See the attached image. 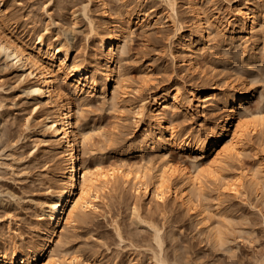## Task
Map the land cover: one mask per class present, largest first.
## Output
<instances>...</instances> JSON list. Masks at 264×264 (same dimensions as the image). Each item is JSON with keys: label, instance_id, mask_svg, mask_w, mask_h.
Here are the masks:
<instances>
[{"label": "rangeland", "instance_id": "rangeland-1", "mask_svg": "<svg viewBox=\"0 0 264 264\" xmlns=\"http://www.w3.org/2000/svg\"><path fill=\"white\" fill-rule=\"evenodd\" d=\"M5 1L10 23L24 40L33 42L36 33H43L46 43H67L72 57L79 53L87 62L91 53H98L88 17L100 29L103 23H125L131 14L133 33L119 52L123 76L117 85L118 102L112 105L92 95L81 112L92 128L87 144L92 153L84 155L90 166L106 172L119 166L130 169L129 180L99 181L88 208L79 215L83 220L77 216L55 247L57 264H157L153 256L159 248L151 226L161 229L160 256L167 264H264V31L256 41L249 36L231 39L226 23L235 21L242 0H208L203 26L207 28L206 20L213 24L191 60L184 42L198 32L191 30L192 15L185 0H177L176 5L184 27L181 35L161 0H92L85 11L88 0ZM187 62L195 64V72L185 71ZM20 79L0 55V245H12L19 234L23 241L38 240L33 228L45 225L38 219L39 208L59 178L60 155L48 151L42 141L38 133L42 117ZM239 80L256 92L247 106L248 117L238 121L244 122L240 147L210 164L188 148L168 143L163 157L191 172L197 184L192 210L172 199L169 181L162 186L166 195L160 200L149 167L161 161H156L153 151L141 154L128 147L146 139L153 128L146 115L136 121V103L170 84L186 94L202 84L225 92L228 82ZM112 89L108 87V99ZM172 110L169 122L180 133L209 127L219 112L196 111V103ZM135 172L142 178H134ZM252 178L257 185L250 183ZM138 179L150 189L147 195L144 186L137 190Z\"/></svg>", "mask_w": 264, "mask_h": 264}, {"label": "bare ground", "instance_id": "bare-ground-1", "mask_svg": "<svg viewBox=\"0 0 264 264\" xmlns=\"http://www.w3.org/2000/svg\"><path fill=\"white\" fill-rule=\"evenodd\" d=\"M91 1H87L83 11L88 9ZM161 1L169 7L171 15L168 20L171 21L176 33L181 35L184 27L177 18V0ZM5 2L0 0V55L13 70L19 72L20 81L26 83L27 92L35 101L33 108L39 111L42 117L38 133L43 137L42 141L46 143L47 150L60 155H58L60 161L56 186L49 192L48 200L42 202L39 208L38 219H43L45 225L33 228L38 240L23 241L19 234L20 237L17 236L12 245H0V264H57L54 259L55 247L62 242L63 232L71 227L81 211L88 208L93 188L100 184V180L103 183L113 178L114 180L120 178L123 182L129 180L130 169H121L119 166L112 167L106 172L90 166L84 155L90 150L87 144L92 128L88 126L81 112L92 95H98L104 102L110 101L112 105L118 102L117 85L123 76L121 67L123 57L119 52H123L127 38L133 33L131 14L127 12L128 20L125 23L114 22L112 25L103 23L99 26L100 29L95 27L88 17L98 53H91L92 60L87 62L80 59L78 52L72 57L71 48L67 43L60 40L46 43L43 33H36L33 42L24 40L10 23L12 17ZM207 2L208 0H185L186 7L192 15L190 29L198 32L196 36L191 34L188 42H184L188 48V60L192 59L196 50L202 48L205 33L210 34L207 28L211 29L213 22L206 20L207 28L203 26V7ZM144 16L142 15L143 20L146 19ZM233 18L235 21L226 23L232 40H242L247 36L257 38L264 31V0L258 2L242 0ZM156 23L160 24L155 20L154 24ZM184 68L185 71L195 72L196 66L192 62H187L184 63ZM244 81L239 80L237 84L228 82L225 92L218 91L214 85L207 88L204 86L206 84H195L196 86L191 87L187 94L181 92L178 86L170 84L149 95V98H140L136 103L134 107L136 121L143 120L146 115L149 125L153 128L146 139L127 146L130 150L137 149L141 154L153 151L156 154V161H161V164L153 163L149 167L151 177L154 178L153 188L155 191L157 188L156 196H159L160 200L166 195L164 192L166 187L162 186H166L169 181L173 183L172 199L186 207V211L192 210L194 187L197 184V178L191 172L176 167L169 159L163 157L168 143H174L181 149L188 148L210 164L220 162L240 147L244 136V122L242 124L238 121L240 118L248 117V103L256 94L255 90H249V85L247 86ZM111 86L112 95L108 99L107 91ZM194 103L197 106L196 111L218 110V115L212 124L209 123V127L180 133L177 127L169 122L171 110L179 107L189 108ZM210 103L212 105L209 106ZM141 176L143 175L135 172L134 178H142ZM250 183L253 185L256 181L254 182L252 178ZM136 185L137 190L140 185L144 186L143 195L149 193L150 189H147V184L142 179L137 181ZM79 218L83 220L82 216ZM151 228L152 240L159 248V254L157 253L159 257L154 254L153 258L155 257V262L159 264H167L160 256L163 245L161 229L156 226ZM117 235L122 240L119 231Z\"/></svg>", "mask_w": 264, "mask_h": 264}]
</instances>
